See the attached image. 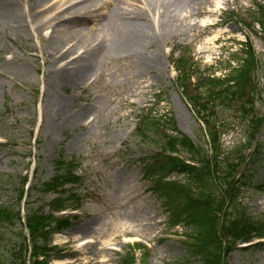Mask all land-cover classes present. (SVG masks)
<instances>
[{
  "label": "rangeland",
  "instance_id": "1",
  "mask_svg": "<svg viewBox=\"0 0 264 264\" xmlns=\"http://www.w3.org/2000/svg\"><path fill=\"white\" fill-rule=\"evenodd\" d=\"M3 1L13 5L0 13V205L23 210V215L25 208L47 203L55 194L36 187L28 189L19 201L16 196L23 175L30 183L40 184L53 177L58 159L75 160L73 171L81 177V183L73 187L83 195V203L71 226L51 237V244L64 255L56 263L201 264L184 243L186 228L181 224L168 226L170 213L150 188L153 171H157L150 157L160 152L154 144L157 137L147 134V140L142 141L135 130L141 117L156 121L171 116L179 132L195 146L208 149L203 126L175 84L172 59L180 48L187 49L200 72L215 70V75H221L226 72L223 66L244 57L241 43L245 40L261 63L260 90L253 109L257 117L264 118V32L250 24L253 1L213 0L214 12L199 14L206 2L193 0L176 21L178 31L143 44L140 52L130 56L117 53L111 46L101 49L98 73L74 81H67L65 71L59 70L65 61L49 58L50 40L41 39L26 26L36 0ZM209 19L219 24L200 26ZM50 31L43 35L47 38ZM99 32V21L94 17L80 32L66 28L53 40L77 44L70 59L83 56L96 43ZM143 55L150 58L145 60ZM249 119L241 116L236 104L218 108L215 121L223 127L224 147L245 141ZM262 121L255 136L256 156L235 205L238 209L245 207L255 218L264 217V186L260 183H264ZM169 126L163 127L171 134ZM148 168L153 169L152 175L145 176L144 169ZM181 178L172 173L165 180ZM23 234L25 229L19 223H0L1 261L11 254ZM137 242L149 249L147 258L143 260L139 249L135 250L134 262L123 261L127 246ZM223 264H264V250L235 249Z\"/></svg>",
  "mask_w": 264,
  "mask_h": 264
},
{
  "label": "trees",
  "instance_id": "2",
  "mask_svg": "<svg viewBox=\"0 0 264 264\" xmlns=\"http://www.w3.org/2000/svg\"><path fill=\"white\" fill-rule=\"evenodd\" d=\"M254 22L264 31V7L260 4H256L251 24ZM242 52L245 57L240 58L235 66L228 64V72L223 77L199 75L193 84L190 79L195 71L190 58L182 54L174 61L177 86L197 118L205 125L209 149L193 145L177 130L171 116H164L156 121L147 116L141 117L136 131L142 141L147 140V134L157 137L154 144L159 147L160 152L150 157L155 160L157 169L153 171L156 175L151 178L150 188L169 208V224H181L186 228L183 235L187 249L192 257L197 256L201 260V264H223L228 254L236 249L238 241L249 242L253 238H264V217L253 218L245 208L235 207L241 186L246 182L243 178L249 171L246 165L241 170L247 158L246 151L262 122L253 109L255 97L260 90L258 71L261 63L256 59L250 43L245 44ZM234 104L241 116L245 117L249 112L251 116L245 127L246 140L227 150L220 141L223 127L215 119L220 106L231 108ZM163 126H169L173 133L165 132ZM165 152L184 154V159ZM255 154L256 150L249 156L248 163ZM71 165L72 162L58 160L54 177L41 184L42 190L55 191L64 184L79 183V177L72 173ZM151 170L153 169L148 168L145 174H151ZM174 172L182 174L183 180H164ZM67 191L62 190L67 196L50 202L51 209L60 210L68 202L73 206L77 198L72 190ZM22 194L21 186L19 197ZM52 219L51 215L27 209L26 223L32 243L29 264H51V260L56 258L51 254L53 247L47 243L49 231L45 229ZM15 220H20L19 212L0 206V223L13 224ZM56 223L58 227H62L68 221L56 220ZM249 248L264 250V242H258ZM27 251L28 246L23 238L17 249L11 252L6 261L0 260V264H26Z\"/></svg>",
  "mask_w": 264,
  "mask_h": 264
},
{
  "label": "bare ground",
  "instance_id": "3",
  "mask_svg": "<svg viewBox=\"0 0 264 264\" xmlns=\"http://www.w3.org/2000/svg\"><path fill=\"white\" fill-rule=\"evenodd\" d=\"M193 0H36L33 16L26 26L38 37L50 40L48 56L53 61H65L59 70L67 81L89 79L97 74V56L108 46L126 56L137 54L143 44L179 30L176 21L191 7ZM199 14H212L213 0H204ZM13 4L0 0V13ZM97 17L100 25L98 40L83 56H74L76 43L58 44L53 39L66 28L80 32L87 20ZM219 24L216 20L201 22L203 28ZM51 28L46 38L44 31ZM78 28V29H76ZM71 41V40H70ZM145 58L146 56L143 55ZM148 56L145 60L149 59ZM69 59V60H68ZM67 60V61H66Z\"/></svg>",
  "mask_w": 264,
  "mask_h": 264
}]
</instances>
